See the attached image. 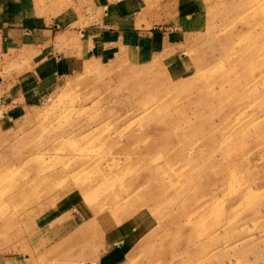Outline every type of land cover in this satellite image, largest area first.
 I'll return each mask as SVG.
<instances>
[{
	"label": "rangeland",
	"instance_id": "1",
	"mask_svg": "<svg viewBox=\"0 0 264 264\" xmlns=\"http://www.w3.org/2000/svg\"><path fill=\"white\" fill-rule=\"evenodd\" d=\"M20 1L0 264H264V0Z\"/></svg>",
	"mask_w": 264,
	"mask_h": 264
},
{
	"label": "crops",
	"instance_id": "2",
	"mask_svg": "<svg viewBox=\"0 0 264 264\" xmlns=\"http://www.w3.org/2000/svg\"><path fill=\"white\" fill-rule=\"evenodd\" d=\"M17 1L18 0H0V56L4 53L3 49H6V47L10 49L23 46L32 48V45L28 44V40L32 41V38L34 37H24V34L21 33V30L19 29V23H17L18 20H22L20 17L22 15V11L20 10L23 6L22 1ZM143 219L144 218L142 217V220ZM120 225V223L114 224L112 227L107 228L102 234L103 242L101 243V247L103 245L106 248L105 252L110 253L112 264L113 256H116L115 258L119 259L120 254L124 253V241L127 238V231H129H120ZM138 234H140V232ZM138 234H134L133 236L136 237ZM132 250H130V253ZM103 256L104 254L101 255V257ZM120 259L122 261L124 258Z\"/></svg>",
	"mask_w": 264,
	"mask_h": 264
}]
</instances>
